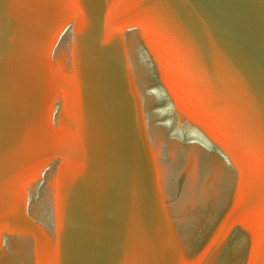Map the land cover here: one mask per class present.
<instances>
[{"label":"water","instance_id":"95a60500","mask_svg":"<svg viewBox=\"0 0 264 264\" xmlns=\"http://www.w3.org/2000/svg\"><path fill=\"white\" fill-rule=\"evenodd\" d=\"M0 264H264V0H0Z\"/></svg>","mask_w":264,"mask_h":264}]
</instances>
